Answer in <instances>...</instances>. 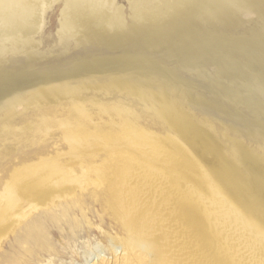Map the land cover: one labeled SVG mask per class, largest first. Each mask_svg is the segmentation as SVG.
I'll list each match as a JSON object with an SVG mask.
<instances>
[{
	"label": "rangeland",
	"instance_id": "374dc122",
	"mask_svg": "<svg viewBox=\"0 0 264 264\" xmlns=\"http://www.w3.org/2000/svg\"><path fill=\"white\" fill-rule=\"evenodd\" d=\"M15 1L0 2V126L12 121L29 140L0 136V195L13 182L41 189L48 201L50 180L63 177L66 189L85 171L99 185L39 208L15 233L7 227L14 210L3 205L0 264L158 263L160 251L169 253L171 227L157 229L152 221L151 235L135 229L142 217L126 210L120 187L132 169L151 172L182 194L180 217L172 222L202 237L203 263L239 264L232 237L260 247L263 257L264 0ZM173 119L195 165L189 156L178 160L169 146ZM199 165L235 179L248 201L238 205L217 180L206 184L197 177ZM29 226L31 234L23 230Z\"/></svg>",
	"mask_w": 264,
	"mask_h": 264
},
{
	"label": "bare ground",
	"instance_id": "6f19581e",
	"mask_svg": "<svg viewBox=\"0 0 264 264\" xmlns=\"http://www.w3.org/2000/svg\"><path fill=\"white\" fill-rule=\"evenodd\" d=\"M2 0H0V2H1ZM25 1V0H24ZM23 0H17V1H15L17 4H19V2H24ZM46 1V0H45ZM97 1V0H96ZM13 3H14V1H13ZM26 3V2H25ZM36 3V2H35ZM95 3V2H94ZM29 4V3H28ZM20 5V4H19ZM18 5V6H19ZM37 5V4H36ZM102 5V4H101ZM3 6V5H2ZM13 6V5H12ZM91 6H93V4L91 5ZM90 6V7H91ZM4 7V6H3ZM16 7V6H15ZM30 7H31V5H30ZM33 7V6H32ZM36 7V6H35ZM96 7V6H95ZM5 8V7H4ZM19 8H20V6H19ZM7 9V8H6ZM14 9V8H13ZM16 9H17V7H16ZM23 9V8H22ZM25 9H27V7L25 8ZM30 9V8H29ZM93 9V8H92ZM3 10V9H2ZM12 10V9H11ZM30 10H32V9H30ZM94 10V9H93ZM99 10V9H98ZM97 10V11H98ZM7 11V10H6ZM34 11V10H33ZM25 12V11H24ZM31 12V11H30ZM26 13V12H25ZM32 13V12H31ZM99 13V12H98ZM18 14V13H17ZM94 14V13H93ZM97 14V13H96ZM16 15V14H15ZM14 15V16H15ZM23 15V14H22ZM29 15V14H28ZM13 16V15H12ZM17 16V15H16ZM30 16V15H29ZM95 16V15H94ZM20 17V16H19ZM23 18V17H22ZM12 19V18H11ZM24 20V19H23ZM8 23V22H7ZM3 29V28H2ZM217 108V107H216ZM215 108V109H216ZM216 113H215V115H214V118L216 117V118H220V116H219V113L218 112H220L218 109H216ZM214 114V113H213ZM121 116V119H118V120H122V115H120ZM118 117V116H117ZM119 118V117H118ZM126 121H128V120H125V121H123V122H125L126 123ZM12 122V121H11ZM11 122H6V123H3L1 126H0V136L2 137V139H3V137H8V136H11V137H13V138H16L17 137V140H19V142H21V143H27V141L29 140V138H28V136L27 135H24L21 131H19V130H17V129H15V127H13L12 126V123ZM129 122V121H128ZM130 124H134L133 126L135 127V125H137L135 122H129ZM129 123H127L128 125H130ZM6 124V125H5ZM138 127V126H137ZM136 128V127H135ZM101 129V128H100ZM117 129H118V127H117ZM180 129H182V125L177 121V120H175V119H173L172 120V122H171V124H170V133L168 134V136L166 135V137H167V140H168V142H169V146H172L173 147V149H175L178 153V160H182L183 158L185 159V157L187 158L188 156H189V158H191L192 159V157H190L191 155H189L183 148H182V145H181V143L179 142V137L181 136L180 135V132H179V130ZM134 130V129H133ZM100 131V130H99ZM134 132V131H133ZM136 132V131H135ZM101 134H103V131H102V133ZM180 135V136H179ZM162 138H163V135H162ZM145 139V138H144ZM166 141V140H165ZM161 141H159V143H160ZM164 142V141H163ZM263 142V141H262ZM18 144V143H17ZM91 144V143H90ZM162 144V143H161ZM164 144V143H163ZM162 144V146H164ZM79 146V145H78ZM161 146V145H160ZM74 147V146H73ZM78 149V148H77ZM97 149V148H96ZM155 149V148H154ZM170 149H171V147H170ZM152 150V149H151ZM95 151V150H94ZM172 151V150H171ZM4 152V151H3ZM1 153V152H0ZM6 154L8 155V153L6 152ZM89 154V153H88ZM160 154H161V152H160ZM1 155H4L3 153L1 154ZM0 155V156H1ZM162 155V154H161ZM172 155V154H171ZM166 156V155H165ZM2 157V156H1ZM9 157V156H8ZM7 156L5 157V158H8ZM93 157V156H92ZM146 157V156H145ZM163 157H164V155H163ZM165 158V157H164ZM169 158V157H168ZM175 158H176V156H175ZM124 159V158H123ZM152 159H153V157H152ZM151 159V160H152ZM157 159V158H156ZM170 159H171V157H170ZM177 159H175V160H177ZM112 160V159H111ZM142 160V159H141ZM169 160V159H168ZM194 159H192V161L190 162V164L191 163H194V161H193ZM126 161H127V159H126ZM145 161V160H144ZM153 161V160H152ZM174 160H172L171 162H173ZM186 161V160H185ZM187 161H189L188 160V158H187ZM119 161H117V163H118ZM159 162V161H158ZM181 162V161H180ZM45 163H46V161H45ZM161 163V162H160ZM179 163V162H178ZM177 163V164H178ZM195 163H196V161H195ZM195 163H194V165H195ZM123 164V163H122ZM132 164V163H131ZM145 164H147V163H145ZM158 164V163H157ZM167 164V163H166ZM171 164V163H170ZM173 164H174V162H173ZM188 163H186V165H187ZM189 164V165H190ZM139 165H140V163H139ZM181 164H179L178 165V167L180 166ZM184 165V164H183ZM182 165V166H183ZM161 166V165H160ZM164 166V165H163ZM173 166V165H172ZM177 166V165H176ZM181 166V167H182ZM201 165H199V168H198V172H197V174H198V176L197 177H199L201 180H204L205 181V183L206 184H211V183H213V182H216L215 180H217V181H219L220 182V184H223V186L225 187V189L227 190V192L229 193V195L231 196V197H233V199L237 202V204L238 205H244L245 204V202H247L248 200H247V198L244 196V191L242 190V188H241V186L239 185V183L235 180V179H229L228 180V178L224 175V174H218V173H214V172H212L209 168H210V166H205V167H203V166H201ZM152 167V166H151ZM167 167V166H166ZM168 167H169V164H168ZM167 167V168H168ZM173 167H175V166H173ZM177 167V168H178ZM180 167V168H181ZM184 167V166H183ZM188 167V166H187ZM191 167V166H190ZM51 167H49V169H50ZM88 168V167H87ZM89 168H91V167H89ZM95 168V167H94ZM163 168V167H162ZM166 168V169H167ZM179 168V169H180ZM193 168V167H192ZM197 168V167H196ZM53 169H55V168H53ZM57 169V168H56ZM105 169V168H104ZM131 169V168H130ZM165 169V170H166ZM169 169H170V167H169ZM176 169V168H175ZM175 169L174 168H172V171H174L175 172ZM188 169V168H187ZM30 170H32V169H30ZM47 170V169H46ZM60 170V169H59ZM99 170V169H98ZM116 170V169H115ZM162 170V169H161ZM178 170V169H177ZM181 170V169H180ZM194 170V169H193ZM55 171V173H56V175H57V177L56 178H59L58 176H59V171L58 170H54ZM94 171V170H93ZM29 172V171H28ZM63 172V171H62ZM159 172V171H158ZM180 172V171H179ZM184 172V171H183ZM193 172V171H192ZM46 173V172H45ZM54 173V172H53ZM67 173H68V171H67ZM161 173V172H160ZM168 173V172H167ZM29 174V173H28ZM95 174V173H94ZM96 174H97V172H96ZM95 174V175H96ZM105 174V173H104ZM173 174V173H172ZM185 174H187V177H189V173H184V175ZM191 174H194V173H191L190 172V177L192 176ZM105 175H107V174H105ZM164 175V174H163ZM162 175V176H163ZM170 175H171V173H170ZM182 175H183V173H182ZM196 175V174H195ZM38 176V175H37ZM93 176V175H92ZM168 176V175H167ZM167 176H165V177H167ZM172 176V175H171ZM177 176V175H176ZM181 176V175H180ZM96 177H98V175L96 176ZM115 177H117V176H115ZM122 177V176H121ZM159 177V176H158ZM156 175H153L151 172H146V171H143V170H141V169H132V170H130V171H128V174L127 175H125V177H124V179L122 180V183H120L121 185H120V187H121V191H122V195H123V197L122 196H120V197H122V199H124L123 201L125 202V206H126V210L130 213V215L132 214L133 215V217H135V214H139L140 215V217H142L143 219H144V217H146V222H144L143 220H142V218H141V221L139 220V222H137V223H135L137 226V228H135V229H138L139 230V232H141V231H143V232H148V231H150L151 229H150V223L152 222V221H155L154 222V226H156L157 227V229H160L161 227H162V225H163V227H164V229H165V226H166V224H168L170 227H171V232H170V234H169V238L167 239V240H165L166 241V246H168L169 247V253L168 254H165V253H167V251L164 253H162V251H160L161 252V254H164L160 259H159V261H158V263H156V264H205V263H203V260H200V255H201V250H202V247H203V245H202V243H205L204 242V240L202 239V237L200 236V235H195L194 233H191V232H189L187 229H183V228H179V226H176V225H174V223L172 222L173 221V219L174 218H178V217H180V214H181V211H182V207H181V200H183V197H182V194H180V193H178V194H176V192L174 191V189H173V187L170 185V184H168V183H166V182H164V181H162L160 178H158ZM164 177V176H163ZM173 177V176H172ZM175 177V176H174ZM173 177V178H174ZM184 177V176H183ZM68 178V177H67ZM94 178V177H93ZM179 178V177H178ZM180 179H182V178H180ZM17 180H19V179H17ZM70 180V179H69ZM170 180H172V179H170ZM179 179H177V181H178ZM195 180V179H194ZM200 180V181H201ZM68 181V180H67ZM101 181V180H100ZM182 181V180H181ZM183 181H184V179H183ZM40 182V181H39ZM117 182V181H116ZM171 182V181H170ZM174 182V181H173ZM190 182V181H189ZM189 182H187V183H189ZM195 182V184H196V181H194ZM198 182V181H197ZM202 182V181H201ZM10 183V182H9ZM7 184L6 186H5V188H4V190L2 191V194L0 195V218L2 217L1 215L2 214H4L5 213V211L6 210H2V206L3 205H5V204H7V208H9V210H7V211H10V208H12L13 210H14V213L12 214V216L11 215H9V216H11V217H13V219H12V221H11V223H10V225L9 226H7V227H14L15 229H14V233L16 232V230L18 229V227L19 226H21L29 217H30V215H32L34 212H36L39 208H47V207H49L50 205H52V204H54L55 202H56V200H58V199H60V200H63V199H67V198H71V197H74V196H76L77 194H78V192H81V191H84V190H86V189H88L89 187H91V186H98L99 185V182H98V180H92V179H90V177H89V174H88V172L87 171H85V172H83V175H82V178L81 179H79L76 183H74V184H72V185H70V186H67L66 187V189H65V184L67 183L66 182V180H64L63 179V177L61 178H59V180L58 181H56V179H52V180H50V184H54L53 186H52V192H51V194L48 196V198H47V200L48 201H46V200H44L41 196H40V194H41V189H39V188H33V187H31V188H26V187H21V188H19V185H21V184H16V185H14V183L13 182H11L10 184ZM183 183V182H182ZM181 182H180V184H182ZM204 183V182H203ZM23 184V183H22ZM119 184V183H118ZM176 184V183H175ZM178 184V183H177ZM180 184H178V185H180ZM190 184V183H189ZM192 184V183H191ZM206 184H204V188H205V185ZM210 184H209V186H210ZM103 185V184H102ZM174 185V184H173ZM188 185V184H187ZM196 185H199V184H196ZM217 185V184H216ZM24 186V185H23ZM114 186V185H113ZM189 186V185H188ZM200 186H202V185H200ZM208 186V185H207ZM218 186V185H217ZM64 187V190L62 189ZM176 187H177V185H176ZM185 187V186H184ZM114 188V187H113ZM119 188V187H118ZM180 188V187H179ZM199 188V187H198ZM202 188V187H201ZM203 188V190L204 191H206L205 189ZM207 188V187H206ZM211 188H212V186H211ZM213 188L215 189V187H214V185H213ZM218 188V187H217ZM216 188V189H217ZM115 189V188H114ZM186 189H187V187H186ZM196 189V188H195ZM25 192H24V191ZM188 190V189H187ZM190 190H191V188H190ZM197 190H199V189H197ZM209 189H207V191H208ZM114 191V190H113ZM200 191V190H199ZM201 192V193H205V192ZM111 193H112V191H110ZM185 192V191H184ZM194 192H196V191H194ZM212 192V191H211ZM214 192H215V190H214ZM213 192V193H214ZM116 192H114V194H115ZM189 193H190V191H189ZM192 193V192H191ZM197 193H198V191H197ZM208 193H209V191H208ZM207 193V194H208ZM220 193V192H219ZM43 194V193H42ZM215 194V193H214ZM112 195V194H111ZM190 195V194H189ZM194 195H197L196 193H194ZM211 195V194H210ZM213 195V194H212ZM224 195V194H223ZM198 196H200V195H198ZM205 196V199H206V195H203V197ZM218 196H220V195H218ZM217 196V197H218ZM226 196H228V195H226ZM112 197V196H111ZM187 197H188V195H187ZM190 197V196H189ZM196 197V196H195ZM201 198H202V196H200ZM230 197V198H231ZM119 199H121V198H119ZM185 199V198H184ZM209 199V198H208ZM216 199V198H215ZM219 199V198H218ZM114 200V199H113ZM194 200V199H193ZM214 200V199H213ZM212 200V201H213ZM223 200V199H222ZM118 201H120V200H118ZM122 201V202H123ZM187 201V200H186ZM192 201V200H191ZM208 201V200H207ZM220 201V204L222 205V203H223V201H222V203H221V199L219 200ZM233 201V200H232ZM206 202V201H205ZM211 202V201H210ZM225 203L224 204H226L225 206H227L228 204L226 203L227 201H224ZM113 203V202H112ZM215 203V202H214ZM235 203V202H234ZM208 204H209V202H208ZM208 204H206V205H208ZM215 204H217V202L215 203ZM236 204V205H237ZM234 205V204H233ZM232 205V206H233ZM117 206V205H116ZM118 206H122V204L121 205H119L118 204ZM185 206H186V204H185ZM209 206V205H208ZM214 206V205H213ZM223 206V205H222ZM225 206H223V207H225ZM231 206V205H230ZM115 207V206H114ZM238 207V206H237ZM6 207L4 206V209H5ZM15 208V209H14ZM120 208H122V207H120ZM208 208V207H207ZM213 208V207H212ZM215 208V207H214ZM222 208V207H221ZM115 209V208H114ZM123 209V208H122ZM217 209V208H216ZM215 209V210H216ZM225 209V208H224ZM120 210V209H119ZM126 210H124V211H126ZM212 210V209H211ZM116 211H117V209H116ZM221 211H222V209H221ZM226 211H227V209H226ZM215 212H217V211H215ZM228 212V211H227ZM227 212H225L226 213V215H227ZM230 212H231V209H230ZM238 212V211H237ZM119 213H121V212H119ZM125 213H127V212H125ZM125 213H122V214H124L125 215ZM163 213H165L166 214V217L164 218V217H162V214ZM224 213V212H223ZM222 213V214H223ZM225 213H224V215L223 216H225ZM5 214H8L7 212L5 213ZM117 214H118V212H117ZM232 214V213H231ZM230 214V215H231ZM236 214H238L239 215V213H236ZM229 215V214H228ZM229 215V216H230ZM233 215V214H232ZM231 215V216H232ZM8 216V215H7ZM8 216V217H9ZM120 216V215H119ZM138 216V215H137ZM214 216V215H213ZM219 216H220V218H222L223 220H224V218H223V216L221 217V214H219ZM230 216V217H231ZM241 216V215H240ZM6 217V216H5ZM120 217H122V216H120ZM125 216H123V218H124ZM216 217H218V213H217V216ZM3 218H4V215H3ZM122 218V219H123ZM127 218V217H126ZM210 218V217H209ZM226 218V217H225ZM229 218V217H228ZM227 218V219H228ZM233 218V217H232ZM2 219V218H1ZM131 219H134V218H132L131 217ZM137 219V218H136ZM226 219V220H227ZM231 219V218H230ZM229 219V220H230ZM135 220V219H134ZM225 220V222H227ZM234 220H235V218H234ZM239 220H241V219H239ZM129 221H130V216H129ZM128 221V222H129ZM143 221V222H142ZM232 221V220H231ZM230 221V222H231ZM242 221V220H241ZM126 222V221H125ZM135 222H136V220H135ZM215 222V221H214ZM217 222V221H216ZM215 222V225L217 224ZM229 222V221H228ZM236 222H238V220L236 219V221H235V223ZM242 222H244V221H242ZM246 222V221H245ZM245 222H244V224H243V226L245 225ZM0 223H2V222H0ZM132 223H134V222H132ZM16 224V225H15ZM219 224V223H218ZM233 224V223H232ZM126 225V224H125ZM130 225H132V224H130ZM230 225V224H229ZM238 225H240V223L238 222ZM133 227H134V225H132ZM131 226V227H132ZM219 226H221V225H218V227ZM228 226V225H227ZM226 226V227H227ZM246 226V225H245ZM244 226V227H245ZM248 226V225H247ZM128 227V226H127ZM130 227V226H129ZM128 227V228H129ZM130 227V228H131ZM132 227V228H133ZM217 227V228H218ZM225 227V228H226ZM233 227H235L236 228V225H233ZM220 228V227H219ZM229 227H227V229H228ZM230 228H232V227H230ZM242 228V227H241ZM249 228V227H248ZM31 226H29L28 228H24L23 230H28L29 231V233L28 234H31L32 232H31ZM134 229V228H133ZM134 229V231L136 232V230ZM224 229V228H223ZM12 230V229H11ZM131 230V229H130ZM239 230H241L240 229V227H239ZM244 230V229H243ZM248 230H250V228L248 229ZM5 231V230H4ZM24 231V232H25ZM131 231H133V230H131ZM224 231H226V230H224ZM234 232H235V229L233 230ZM233 231H229L228 230V232H233ZM158 233H159V231H157ZM228 232H225V234H227ZM233 232V233H234ZM247 232H249V231H247ZM251 232V231H250ZM13 233V234H14ZM149 233V232H148ZM147 233V234H148ZM220 233H221V231H220ZM237 233H239V232H237ZM243 232H241V234H242ZM256 233V232H255ZM9 234V233H8ZM150 234V233H149ZM155 234V233H154ZM222 234V233H221ZM229 234V233H228ZM232 234V233H231ZM244 234V233H243ZM245 234H247V233H245ZM250 234V233H249ZM258 234V233H257ZM144 235H146V234H144ZM151 235V234H150ZM223 235V234H222ZM233 235V234H232ZM238 235H240V234H237V236ZM254 235V234H253ZM252 235V236H253ZM5 236V235H4ZM6 236H7V233H6ZM118 236V235H117ZM148 236V235H147ZM157 236V235H156ZM227 236V235H226ZM241 237H242V235H240ZM247 236V235H246ZM246 236H244L243 235V237H245L244 238V240L246 239V238H248V237H246ZM131 237V236H130ZM133 237H134V235H133ZM143 237V236H142ZM150 237H153L154 238V236L152 235V236H150ZM225 236H223V238H224ZM229 237H230V235L228 236V239H229ZM239 237V236H238ZM254 237V236H253ZM255 237H256V234H255ZM4 238H6V237H4ZM132 238V237H131ZM134 238H136V237H134ZM139 238V237H138ZM158 238V237H157ZM161 238H163V237H161ZM234 238V239H233ZM249 238H251V236L249 237ZM258 238H259V236L257 237V240H258ZM112 239V238H111ZM113 239H115V237L113 238ZM119 239H120V237H119ZM145 240H146V238H144ZM148 239V238H147ZM156 239V237L154 238V240ZM260 239V238H259ZM261 239H263L264 240V238H262V236H261ZM5 240V239H4ZM156 240H158V239H156ZM225 240H227V239H225ZM230 240V239H229ZM231 240H232V242L233 243H230V244H234L235 245V248L236 249H238V251H239V257L240 258H237L238 259V263L239 264H246V261H245V256H247V257H249L250 259L249 260H252L253 261V264H264V260L262 259L263 257H260V252H261V250H260V252H259V248L257 249L256 247V249L254 248V246L253 247H251L250 245H252V244H250L249 242L250 241H248V243H245L243 240H241V239H239V238H237V237H232L231 238ZM247 240V239H246ZM249 240V239H248ZM252 240V239H251ZM253 240H254V238H253ZM256 240V241H257ZM262 240V241H263ZM117 241V240H116ZM133 241V240H132ZM131 241V242H132ZM164 241V242H165ZM262 241L261 242H259V243H262ZM112 242V241H111ZM120 242V241H119ZM123 242V241H122ZM121 242V243H122ZM130 242V244H132ZM156 242V241H155ZM163 242V243H164ZM231 242V241H230ZM255 242V241H254ZM125 243V242H124ZM162 243V244H163ZM251 243H252V241H251ZM2 244V243H1ZM114 244V243H113ZM118 244V243H117ZM134 244V243H133ZM161 243H159V245H160ZM227 244V243H226ZM263 244V243H262ZM261 244V245H262ZM124 245V244H123ZM128 245H129V243H128ZM156 245H158V244H156ZM155 245V246H156ZM165 245V244H164ZM258 245V244H257ZM2 246V245H1ZM119 245H117V247H118ZM125 246H126V244H125ZM137 246H139V245H137ZM137 246H136V248H137ZM141 246H142V244H141ZM151 246H153V245H151ZM154 246V247H155ZM227 246V245H226ZM231 246V245H230ZM259 246V245H258ZM121 247V246H120ZM124 247V246H123ZM145 247H147V246H145ZM145 247H143V248H145ZM149 247V246H148ZM161 247H163V246H161ZM161 247H160V249H161ZM207 247V246H206ZM229 247V246H228ZM263 247V246H262ZM262 247H261V249H262ZM113 248H115V247H113ZM140 248V247H139ZM142 248V249H143ZM164 248V247H163ZM162 248V249H163ZM232 248V247H231ZM1 249V248H0ZM111 249H112V247H111ZM152 249V247L150 248V250ZM155 249V248H154ZM204 249V248H203ZM219 249V248H218ZM229 249H230V247H229ZM119 250H121V248L119 249ZM144 250V249H143ZM207 250V249H206ZM231 250V249H230ZM230 250L229 251H227V252H230ZM112 251V250H111ZM114 251H115V249H114ZM114 251H113V253H114ZM123 251V250H122ZM125 251V250H124ZM135 251V250H134ZM156 251V250H155ZM209 251V250H208ZM232 251V250H231ZM125 252H128V251H125ZM124 252V253H125ZM133 252V251H132ZM131 252V253H132ZM149 252H151V251H149ZM154 252V251H153ZM204 252V251H203ZM209 252H211V251H209ZM234 252V251H233ZM112 253V252H111ZM123 253V254H124ZM221 253V252H220ZM115 254V253H114ZM127 254V253H126ZM125 254V255H126ZM151 254V253H150ZM160 254V253H159ZM218 254V253H217ZM226 254H228V253H226ZM231 255H232V253H230ZM237 254V253H236ZM262 254V253H261ZM125 255H123V256H125ZM146 255H147V253H146ZM154 255V254H153ZM205 255H206V253H205ZM209 255V254H208ZM207 255V256H208ZM216 255V254H215ZM229 255V254H228ZM245 255V256H244ZM101 256V255H100ZM130 256V255H129ZM139 256V255H138ZM151 256V255H150ZM203 256V255H202ZM210 256H213L212 254L210 255ZM236 256H238V255H236ZM103 257V256H102ZM132 257V256H131ZM137 257V256H136ZM160 257V255H158V258ZM228 257H230V256H228ZM232 257V256H231ZM235 257V256H234ZM233 257V258H234ZM101 258V257H100ZM123 258V257H122ZM140 258V257H139ZM204 258V257H203ZM202 258V259H203ZM206 258L207 257H205L204 259H205V261L204 262H206ZM211 258V257H210ZM232 258V259H233ZM133 259V258H132ZM141 259V258H140ZM153 259V258H152ZM208 260H210V259H208ZM215 260L216 259H214V262H215ZM235 260H236V258H235ZM248 260V259H247ZM5 261V260H4ZM122 261V260H121ZM142 261V260H141ZM217 261V260H216ZM223 261V260H222ZM102 262V261H101ZM130 262V261H129ZM128 262V263H129ZM140 262V261H139ZM210 262V261H209ZM232 262H234V260L232 261ZM136 263V262H135ZM149 263H150V261H149ZM212 263V262H211ZM211 263H209V264H211ZM235 263V262H234ZM233 263V264H234ZM120 264V263H119ZM138 264V263H137ZM141 264H143V263H141ZM232 264V263H231Z\"/></svg>",
	"mask_w": 264,
	"mask_h": 264
}]
</instances>
